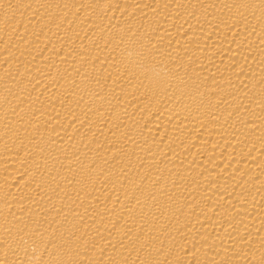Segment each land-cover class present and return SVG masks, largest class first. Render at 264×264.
Instances as JSON below:
<instances>
[{"label": "bare ground", "instance_id": "1", "mask_svg": "<svg viewBox=\"0 0 264 264\" xmlns=\"http://www.w3.org/2000/svg\"><path fill=\"white\" fill-rule=\"evenodd\" d=\"M0 264H264V0H0Z\"/></svg>", "mask_w": 264, "mask_h": 264}]
</instances>
